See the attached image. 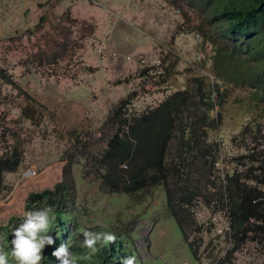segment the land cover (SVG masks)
I'll use <instances>...</instances> for the list:
<instances>
[{
    "label": "rangeland",
    "instance_id": "1",
    "mask_svg": "<svg viewBox=\"0 0 264 264\" xmlns=\"http://www.w3.org/2000/svg\"><path fill=\"white\" fill-rule=\"evenodd\" d=\"M44 1L0 0V65L43 106L36 121L20 117L23 97L0 81V153L16 136L23 153L17 170L3 176L0 221L7 223H0V235L11 240V228L21 222L24 210L42 208L46 195L54 197L60 192L63 167L71 161L70 207L79 211L80 220L72 233L78 242L83 239L81 229L90 227L112 231L117 239L124 237L125 246H132L136 255L135 264H212L230 245L225 211L196 208V219L205 228L194 256L166 211L161 189L152 196L119 194L102 188L91 174L81 177L82 144H96L104 138L106 130L100 129L101 124L113 105L131 91L136 94L129 111L137 113L157 104L185 85L189 71L197 72L202 62L208 65L209 47L198 34L181 32L186 19L169 0H54L53 8L45 10L48 17L69 9L77 20L94 24L95 30L80 39L73 59L46 70L26 61L37 43L32 29L40 14L38 3ZM170 59L176 64L166 75L164 67ZM240 91H232V108L210 136L221 147L216 164L219 178L236 165L232 156L245 153L237 135L240 139L239 130L249 120V110L247 94ZM236 94L244 101L240 105ZM5 128L9 133L3 135ZM86 252L80 247L77 255ZM97 259L94 254L78 264H94ZM116 260L120 262L121 257ZM229 264H264V239L247 241Z\"/></svg>",
    "mask_w": 264,
    "mask_h": 264
},
{
    "label": "trees",
    "instance_id": "2",
    "mask_svg": "<svg viewBox=\"0 0 264 264\" xmlns=\"http://www.w3.org/2000/svg\"><path fill=\"white\" fill-rule=\"evenodd\" d=\"M169 1L186 19L181 32L198 34L209 47V63H200L197 72L189 71L183 87L140 112L128 109L135 91L113 105L101 124L100 129L106 130L104 138L96 144H82L85 163L81 177L91 174L102 188L119 194L143 192L152 196L161 189L166 211L194 256L205 228L196 219V208L225 211L230 245L212 264H229L247 241L264 239V0ZM53 6L54 0L38 3L40 14L32 29L37 43L26 60L46 70L73 59L80 39L95 30L94 24L77 20L69 9L48 17L45 10ZM175 64V59H170L164 67L166 75L172 73ZM0 81L12 85L23 97L20 117L36 121L43 106L1 65ZM236 90L247 94L249 120L239 130L240 139L237 135L245 153L232 156L236 165L219 178L216 164L221 147L216 137L210 136L223 124L225 113L233 105L231 93ZM232 100L241 101L239 105L244 102L237 94L236 101ZM230 114L234 118L232 111ZM5 130L3 135L9 133ZM17 138L0 153V193L4 174L17 170L22 162ZM70 163L63 167L60 192L45 197L56 212L58 228L55 242L42 250L43 264H55L52 251L64 241L70 242L74 253L79 252L80 243L72 233L80 220L79 211L70 207ZM125 243L122 237L101 247L94 264H121L117 257H136L132 246L127 248Z\"/></svg>",
    "mask_w": 264,
    "mask_h": 264
},
{
    "label": "clouds",
    "instance_id": "3",
    "mask_svg": "<svg viewBox=\"0 0 264 264\" xmlns=\"http://www.w3.org/2000/svg\"><path fill=\"white\" fill-rule=\"evenodd\" d=\"M57 228L56 212L51 205L24 210L21 222L11 228V240L0 235V264H43L45 256L42 249L55 242L50 233L56 232ZM81 233L80 247L87 252L78 256L70 250V242H61L52 251V256L57 258L55 264H78L80 259L90 260L101 247L117 241V235L112 231H93L90 227H83ZM135 261L136 257L132 255L121 258V264H135Z\"/></svg>",
    "mask_w": 264,
    "mask_h": 264
}]
</instances>
